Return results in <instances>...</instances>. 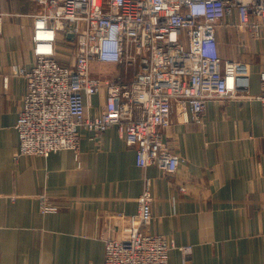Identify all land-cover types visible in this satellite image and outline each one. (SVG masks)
Here are the masks:
<instances>
[{
	"label": "crops",
	"instance_id": "obj_1",
	"mask_svg": "<svg viewBox=\"0 0 264 264\" xmlns=\"http://www.w3.org/2000/svg\"><path fill=\"white\" fill-rule=\"evenodd\" d=\"M13 10L0 37V264H104V241L122 239L146 178L152 220L143 232L190 247L188 255L170 251L169 264H264V105L211 101L199 124H183L173 113L164 137L184 158L174 175L137 167L116 127L97 137L81 129L77 155L17 157L26 84L11 68L29 69L34 58L32 20ZM219 53L237 59L220 40ZM250 93H259L258 81L251 79ZM104 105V92L91 97L87 117ZM41 200L58 211L41 213Z\"/></svg>",
	"mask_w": 264,
	"mask_h": 264
},
{
	"label": "built area",
	"instance_id": "obj_2",
	"mask_svg": "<svg viewBox=\"0 0 264 264\" xmlns=\"http://www.w3.org/2000/svg\"><path fill=\"white\" fill-rule=\"evenodd\" d=\"M29 1L40 10L27 15L34 62L29 69L12 68L26 84L15 123L17 157L47 158L62 150L77 155L81 129L97 137L116 127L118 137L135 150L137 167L174 175L184 158L164 139L173 113L183 124H199L211 101L240 98L264 105V70L258 72L259 93L252 95L249 63L219 53L224 29L252 40L264 36V0ZM3 4L0 0V34ZM230 43L237 46V40ZM239 47L245 49V43ZM66 53L72 56L68 64ZM92 62L138 70L130 82H122L118 76H93ZM103 92L100 115L87 117L91 97ZM151 203L146 178L122 239L104 241V264H169L170 251L189 254L190 247L143 232L152 220ZM42 211L56 212L44 205Z\"/></svg>",
	"mask_w": 264,
	"mask_h": 264
},
{
	"label": "rangeland",
	"instance_id": "obj_3",
	"mask_svg": "<svg viewBox=\"0 0 264 264\" xmlns=\"http://www.w3.org/2000/svg\"><path fill=\"white\" fill-rule=\"evenodd\" d=\"M10 1L12 4H10ZM16 8H18L19 10L21 9L20 11H17L18 13L28 12V15L35 14L40 11L29 0H4L3 12L5 13L6 16H15L14 14L15 11L13 9ZM227 30L228 29H224L222 32L223 34L219 36V40L221 41L222 48L225 49L227 52H229L231 49L237 50V59L244 60L249 63L252 83L257 82L258 72L260 70H264V36H262L261 39L252 40L243 34L240 35L237 34L236 37L235 29H230L228 31ZM232 40L234 42L237 40V46L235 43L231 45L230 41ZM240 41L245 43V49L239 47ZM65 56H66V61L64 63L68 64L69 63L68 58H72V56L67 53L65 54ZM93 65H95V68H98L99 71H93L94 68ZM12 68L11 71L13 70ZM90 70L93 76H98L101 78H110V79L118 76L120 77L122 82H130L133 79L134 75L136 74L138 68L135 67V68L126 69L123 63L118 65H101L99 63L92 62L90 65ZM166 142L168 143V141ZM43 205L44 207H46L47 210H50V208L53 207L55 208L56 212L58 211V208L52 205L50 202L46 200H41V205H40L41 213H43L42 211ZM43 214H53V213H43Z\"/></svg>",
	"mask_w": 264,
	"mask_h": 264
},
{
	"label": "water",
	"instance_id": "obj_4",
	"mask_svg": "<svg viewBox=\"0 0 264 264\" xmlns=\"http://www.w3.org/2000/svg\"><path fill=\"white\" fill-rule=\"evenodd\" d=\"M67 38L69 39V38H71V36L69 35V36H67Z\"/></svg>",
	"mask_w": 264,
	"mask_h": 264
},
{
	"label": "bare ground",
	"instance_id": "obj_5",
	"mask_svg": "<svg viewBox=\"0 0 264 264\" xmlns=\"http://www.w3.org/2000/svg\"><path fill=\"white\" fill-rule=\"evenodd\" d=\"M0 29H1V27H0Z\"/></svg>",
	"mask_w": 264,
	"mask_h": 264
}]
</instances>
